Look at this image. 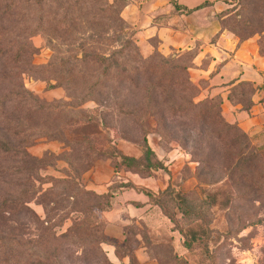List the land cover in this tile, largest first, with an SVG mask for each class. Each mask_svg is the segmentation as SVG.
Segmentation results:
<instances>
[{
	"label": "rangeland",
	"instance_id": "1",
	"mask_svg": "<svg viewBox=\"0 0 264 264\" xmlns=\"http://www.w3.org/2000/svg\"><path fill=\"white\" fill-rule=\"evenodd\" d=\"M225 8L223 27L253 28L264 51V0ZM119 12L108 0H0V264H264V128L225 130L217 99L195 106L209 83L200 94L182 71L191 54L171 60L172 82L168 67L152 74L163 56ZM144 140L168 173L115 178L112 162ZM127 182L169 184L163 214L133 211L126 202L146 198L132 190L104 212L103 191Z\"/></svg>",
	"mask_w": 264,
	"mask_h": 264
},
{
	"label": "crops",
	"instance_id": "2",
	"mask_svg": "<svg viewBox=\"0 0 264 264\" xmlns=\"http://www.w3.org/2000/svg\"><path fill=\"white\" fill-rule=\"evenodd\" d=\"M108 1L112 3L116 0ZM229 1L124 0L120 17L136 30L137 35L155 43L156 51L164 58L191 54L192 65L187 68V71L193 74V77L190 78L191 82L200 89L199 82L207 81L209 84L204 89L205 92L211 96L215 94L221 96V112L225 121L229 124H236L240 130L252 135L264 128V56L259 52L256 37L240 41L227 30L221 29L216 16L226 9V2ZM204 3L210 5L191 14L176 11L173 7V4H176L179 7L192 10ZM151 48L154 49V45ZM243 82L250 83L255 89L251 96L252 106L248 111L243 110L241 105H233L227 100L231 88ZM259 87L262 88L259 89ZM150 149L152 150L151 147ZM140 156L131 158L137 159ZM121 170L112 175L119 178ZM157 172L165 173L162 170H157L152 171L150 176ZM119 184H129L132 187L113 191L115 196L113 202L117 203L125 195V191L131 190L146 198L141 204L134 202L135 200L126 202L133 211L143 210L146 206L151 208L146 193L157 195L169 186L168 184L165 189L152 193L129 182ZM119 184L108 185L109 187L103 193H107L110 187ZM145 211L146 209H144Z\"/></svg>",
	"mask_w": 264,
	"mask_h": 264
},
{
	"label": "trees",
	"instance_id": "3",
	"mask_svg": "<svg viewBox=\"0 0 264 264\" xmlns=\"http://www.w3.org/2000/svg\"><path fill=\"white\" fill-rule=\"evenodd\" d=\"M48 0H25L26 4H36V5H40L42 3L47 2ZM234 1H244V0H230L229 2H226V4L230 5L232 2ZM113 4H120V12L119 15L122 11V8L124 7V0H116L113 1L111 3V5ZM210 4L208 3H204L192 10H188L186 8H182L177 6L176 4H173V7L176 11H181L184 14H191L197 10H200L204 7L209 6ZM228 11V10H227ZM225 12L223 14H220L219 17L218 15L216 16L221 29L222 30H227L223 27L221 21L223 20V18L225 16H227L229 14L228 12ZM246 29V28H245ZM244 29V30H245ZM250 32V34H248L247 36H240L239 34L234 33L233 31H229L231 34H233L235 37L239 38L240 41H245L249 38H252V35H254L256 32H254L253 28H247ZM27 47H31L30 44L28 46V44H26ZM259 47V52L261 55L264 56V51L260 48V44H258ZM26 48V47H25ZM22 50V46L20 47V51ZM154 50H155V46H154ZM24 52V51H23ZM155 54L158 55L159 53L155 50ZM23 54V53H22ZM21 57V56H20ZM179 57H169V58H162L161 61H159L158 66H154V69H151L150 72L152 74H157V70L159 69H163L162 67H168V69H170L169 71V77H170V82L173 81V75L175 74L174 71H176V68H170L171 66V60H177ZM182 71L186 74L187 73V69L183 68ZM174 72V73H171ZM18 77L14 76V77H8L9 81H14L16 80ZM262 87H259V89H261ZM196 91V87H194L191 82L189 81V79L185 80L184 82V91H192L194 90ZM200 90V89H199ZM246 92V93H244ZM255 89L253 88V86L250 83H239L238 85L234 86L233 88H231V90L229 91L228 95H227V100L232 103L233 105H241L243 110L248 111L250 109V107L252 106L251 103V96L254 94ZM21 94H26L28 95V93L26 91H22ZM200 94H201V90H200ZM204 96L202 97V101L198 102L195 104V106H200L202 105L204 102H209L211 100L217 99L218 100V104H219V113H218V117H217V121L219 122V124L223 125L225 127V130H239L240 128L236 125V124H229L225 121V119L222 116V112H221V104H222V99L221 96L219 94H215V95H210L209 93L203 94ZM245 95H247V99H245ZM209 114L208 118L213 119L214 118V112L213 110H205L203 111V113ZM210 112V113H209ZM1 146V143H0ZM143 149L144 151L142 152L141 156L137 159L135 158H131V157H127V156H123L121 155V157H119V162H112L113 168H114V173L117 174L121 169H125L127 171H130L136 175H139L140 177H148L150 176L152 171H157V170H162L165 173L167 172V169L156 160L154 153L152 152V150L150 149L147 140L143 141ZM143 170V172L141 171ZM145 171V172H144ZM146 173V174H145ZM145 174V175H143ZM132 187L129 184H119V185H115L109 188V191L107 193H105V195H107L106 197L102 196L101 199L103 198L104 200L109 199V203L106 202V204H103L102 208L104 212H108L112 209V202L114 199V194L113 191H115L116 189L120 190V189H125V188H129ZM114 189V190H113ZM169 190H170V186H168L164 191L159 192L157 195H151L149 193H146V196L148 197L149 200V205H151V208H155L158 211H160L163 214V207L160 203L159 197L160 196H164L169 194ZM104 195V194H102ZM187 202V200L185 198H181L180 196H178V205H177V209H179L181 214H185L186 212L183 210V204ZM25 203V202H24ZM205 204V201H202V205ZM3 205L8 206L9 208H16L17 207V203L15 202V200H6L3 202ZM150 208V209H151ZM195 212V208L193 210ZM197 231L195 230H189L188 233L186 235H183L182 232H180V234H182V238L184 239L183 242V246L189 250L191 248L192 242L196 241L198 237V234L196 233ZM188 237H190L188 239Z\"/></svg>",
	"mask_w": 264,
	"mask_h": 264
}]
</instances>
